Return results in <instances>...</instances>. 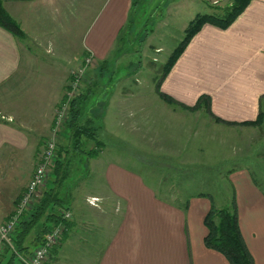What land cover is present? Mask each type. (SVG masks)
Returning a JSON list of instances; mask_svg holds the SVG:
<instances>
[{
	"label": "crops",
	"instance_id": "1",
	"mask_svg": "<svg viewBox=\"0 0 264 264\" xmlns=\"http://www.w3.org/2000/svg\"><path fill=\"white\" fill-rule=\"evenodd\" d=\"M178 2L3 0L24 34L15 35L0 25V223L9 219L34 174L78 59L93 53L104 63L112 56L118 59L116 53L123 51L118 45L129 38L121 34L123 28L154 27L164 20V14L172 16ZM189 22L182 24V31ZM78 43L83 44L79 52L71 47ZM55 60H64V67ZM107 64L90 71L100 89L94 86L81 91L86 111L82 124L89 130L82 131L79 147L70 122L59 135L63 178H77L73 189L77 181L88 179L96 191L86 193L85 211L67 204L72 219L45 264H64L65 259L75 260L74 264H232L205 244V217L212 205L209 198L192 197L184 208L180 205L184 201L163 197L138 170L120 160L127 149L132 157L137 155L136 146L140 145L135 127L127 135L122 127L123 91L132 98L133 117L140 115L145 105L169 119L183 120L186 110L162 100L156 87L148 95L151 99L141 102L146 97L142 89L149 87L144 88L138 79L135 86L128 80L135 73L139 78V71L120 80L129 82L132 90L126 86L120 90L119 82L113 87L115 73L105 68ZM161 91L188 106L196 105L203 95L209 96L210 110L222 119L220 123L257 120L264 107V0H251L227 29L205 24L162 80ZM156 96L160 101L154 100ZM126 139H131L132 147L130 142L126 147ZM24 160L29 164L22 168ZM73 161L78 163L77 172L68 176ZM244 172L231 176L240 229L254 264H264V191ZM54 174L53 169L48 186L55 187ZM182 180L188 178L181 175L178 185L188 187ZM61 184L57 189L65 198ZM92 197L99 198L98 205L89 203ZM92 251L100 255L87 258ZM80 252L85 253L83 260L76 255ZM8 254L0 264H7Z\"/></svg>",
	"mask_w": 264,
	"mask_h": 264
},
{
	"label": "rangeland",
	"instance_id": "2",
	"mask_svg": "<svg viewBox=\"0 0 264 264\" xmlns=\"http://www.w3.org/2000/svg\"><path fill=\"white\" fill-rule=\"evenodd\" d=\"M231 1L179 0L177 5L173 6L172 16L169 17V15H166L167 13L164 14V20L157 22L156 26L144 25L132 30H130V27L123 28L121 34L126 35V37L129 36V38L127 39L128 41L125 39L127 41L125 44L118 45L123 48L122 52L116 53V56L120 55V57L115 59V56H112L105 62L108 63V68H105L110 73H115L112 76L115 81H111V85L114 87L119 82L118 88L120 90H125L123 86L131 89L132 85H137L134 80L138 79L144 88L145 86L149 87L142 89L144 90L142 94L144 93L146 97H142L143 100L140 101L151 99L148 95L159 82H162L165 64L183 39L185 30H183L184 32L182 31V24L187 20H193L199 14L221 13L224 8L231 4ZM76 14L79 16V13ZM79 25L78 23V27ZM74 46L77 48V52L83 48L81 43L71 45V47ZM113 47L117 49L116 44ZM92 55L90 64H85L87 55L78 59L76 64L75 69L82 66L86 69L85 80L82 79L81 82V91L95 86L94 77L90 75V71L105 65L104 62L96 59L94 53ZM40 57L47 58L48 55L40 54ZM55 62H61V68L64 67V60H55ZM136 71L140 72L139 78H137L138 73H135ZM128 74L134 75L133 78H128L132 85L129 82L120 81L127 78ZM104 79L108 80L109 76L104 77ZM97 87L98 84L95 89L99 90L100 87ZM108 88L111 89L112 86L108 85ZM67 89L63 98L67 93ZM122 96L121 99L126 101V105L122 108L120 114L123 119L122 127L124 128V133L126 135L127 132L131 133L133 127H135V132L140 134V145L136 146L137 155L132 157L131 149H127L124 153L125 156L121 157L120 160L138 170L144 180L154 185V187L156 186L155 190L161 192L164 195L163 197L180 199L184 201L181 204L188 203L192 197H205L209 198L211 203L213 202L217 208L228 207L233 205L235 196L231 176L234 172L239 173L240 171H245L251 177V180L264 191V107L262 108L263 113L260 114L261 121L257 124L220 123L206 106L198 107L197 109H185L186 116H183V120H180V118L169 119L163 112L159 113L158 110L148 108L149 106L146 107V105L145 108L141 109L140 115H134L133 117V109L129 105V102L131 103L132 101L129 92L123 91ZM155 99L157 102L160 101L158 96ZM161 99L164 100L162 97ZM81 107L84 114L86 112L84 105ZM172 107L175 108L174 105ZM70 119L71 114L64 127L69 123ZM134 122L137 125H133ZM129 142L132 147L131 139L124 141L126 147ZM170 155L173 157H170ZM28 164V161L24 160L21 163L22 168ZM73 164L75 165L74 169L71 173H68V176L77 172L75 168H77L78 163L75 161ZM79 167L83 166L79 164ZM68 168L71 170V166H68L67 170ZM176 169H182V172H175ZM181 175L188 178L187 182L182 180V184L188 183V187H180L178 185ZM75 179L77 178H72V180L63 178L61 185L65 184V187L62 188L60 185V190L64 189L66 192L64 196L67 198L66 204L69 203L68 205L78 211L80 208L85 211L84 199L86 193L96 190L92 187V183L85 178L82 182L77 181L76 187L73 189L72 186L75 184ZM171 184L175 185L171 186ZM98 204L97 201L96 205ZM104 217L103 220L105 219ZM84 247L86 248V246ZM95 249L98 248L95 247ZM93 251L89 252L87 258L100 255V253ZM76 255H78L77 257L80 260H83L85 253L80 252ZM65 260L64 264L75 263V260ZM15 264H21L19 258L15 261ZM82 264H84V261Z\"/></svg>",
	"mask_w": 264,
	"mask_h": 264
},
{
	"label": "trees",
	"instance_id": "3",
	"mask_svg": "<svg viewBox=\"0 0 264 264\" xmlns=\"http://www.w3.org/2000/svg\"><path fill=\"white\" fill-rule=\"evenodd\" d=\"M251 0H232L224 11L221 13H205L197 15L191 20L185 29L182 41L174 49L171 58L165 64V72L162 80L171 71L179 57L183 54L194 36L199 33L205 24H212L221 29H227L246 9ZM0 25L15 35L22 36L24 34L20 25L12 18L5 9L3 0H0ZM161 80V81H162ZM157 92L170 105H179L184 109H197L198 107L206 106L210 110V97L203 95L199 98L194 106L184 105L176 101L173 97L161 91V83L156 86ZM79 92L78 95L71 101L69 122L75 131L77 138L76 145L81 144L82 131L87 132V125L82 124L84 117L82 102H84V93ZM217 121L222 119L216 117ZM261 115L255 121L245 122L246 124H257L261 121ZM65 166L64 158L61 160L59 150L57 152V160L55 162L54 176L55 187L46 186L39 201L34 205L32 211L24 215L13 236L15 246L25 254L31 253L35 246L39 245L45 238V235L50 229L59 224L62 220V209L70 210L61 196L57 184L62 181L63 169ZM61 178V180H60ZM184 208L186 204H180ZM205 224L208 228V234L205 237V244L208 248L217 250L224 254L232 264H254V258L250 253L246 242L241 233L238 215V206L234 196L233 205L223 208H217L213 202L210 210L206 214ZM69 222L67 223V226ZM53 252V251H52ZM10 254L7 264H15L18 260L17 255L8 248L4 253L0 254V263L6 254Z\"/></svg>",
	"mask_w": 264,
	"mask_h": 264
},
{
	"label": "built area",
	"instance_id": "4",
	"mask_svg": "<svg viewBox=\"0 0 264 264\" xmlns=\"http://www.w3.org/2000/svg\"><path fill=\"white\" fill-rule=\"evenodd\" d=\"M92 57L91 54L86 56V65L91 63ZM85 70V67L82 66L72 71V79L67 93L55 111L51 133L45 142L44 149L36 164L34 174L9 219L0 223V254L4 253L8 248L17 255L21 264H45L51 256L53 248L59 243L64 232L67 231V223L72 219V212L62 209L61 222L53 226L45 235L44 240L39 245L35 246L29 254L22 253L14 244L13 236L22 217L32 211L34 205L39 201L44 189L50 181L57 160L59 135L70 115L71 101L81 91L82 79L85 80ZM98 200L99 198L92 197L89 199V203L96 205Z\"/></svg>",
	"mask_w": 264,
	"mask_h": 264
}]
</instances>
